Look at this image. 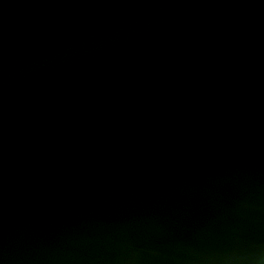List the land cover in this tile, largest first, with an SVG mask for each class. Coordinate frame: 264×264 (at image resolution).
<instances>
[{
    "label": "water",
    "instance_id": "95a60500",
    "mask_svg": "<svg viewBox=\"0 0 264 264\" xmlns=\"http://www.w3.org/2000/svg\"><path fill=\"white\" fill-rule=\"evenodd\" d=\"M0 264H264V0H0Z\"/></svg>",
    "mask_w": 264,
    "mask_h": 264
}]
</instances>
